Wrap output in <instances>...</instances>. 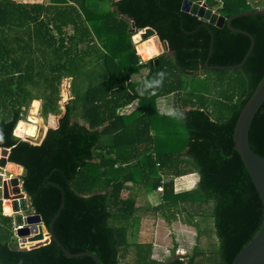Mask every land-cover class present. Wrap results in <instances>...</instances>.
Instances as JSON below:
<instances>
[{
	"label": "trees",
	"instance_id": "16d2710c",
	"mask_svg": "<svg viewBox=\"0 0 264 264\" xmlns=\"http://www.w3.org/2000/svg\"><path fill=\"white\" fill-rule=\"evenodd\" d=\"M205 1L226 17L264 8V0ZM183 3L0 0V147L23 167L30 213L41 215L50 231L62 207L56 237L72 253L96 254L101 264H233L264 223V201L234 142L240 112L264 78V15L232 22L255 40L243 66L208 68L209 56L210 66L241 63L252 41L184 11ZM146 27L175 55L165 51L141 62L133 35ZM66 79L72 98L63 106ZM162 98L172 103L170 114L160 111ZM37 99L47 125L49 116L60 117L41 144L14 134ZM133 103L137 107L125 112ZM165 128L183 133L177 146L160 141ZM249 139L264 156V104ZM193 173L198 180L190 189L177 187ZM152 192L160 204L139 206L138 198ZM208 209L214 238L203 245ZM184 211L198 226L193 250L180 257L172 232V255L154 258L158 219L171 230V220ZM148 220L153 238L132 240ZM0 264L96 262L66 255L54 238L39 247L22 244L14 214L0 200Z\"/></svg>",
	"mask_w": 264,
	"mask_h": 264
},
{
	"label": "water",
	"instance_id": "95a60500",
	"mask_svg": "<svg viewBox=\"0 0 264 264\" xmlns=\"http://www.w3.org/2000/svg\"><path fill=\"white\" fill-rule=\"evenodd\" d=\"M200 5H204L205 7H208L211 11L213 10L216 13L217 19L215 22L200 15L199 12ZM182 8L184 11L198 15L202 19L207 20L209 23L215 24L218 27L222 28L225 26V24H227L232 31L243 33L249 36L252 41L250 49L248 50L244 60L241 63L232 66H210L209 65L210 56H209V58L206 60V66L208 68L236 69L244 65L245 61L248 59L254 48L255 40L252 34H250L247 31L235 28L232 25V22L234 19L242 16L255 15V14L264 15V8H258L255 10L240 12L230 17H226L222 14H219L217 11L210 8L207 5V3L201 0H196V1L184 0ZM138 32H141L140 40L148 39L153 35H157V38L159 39L161 45L163 46V50L159 54H163L165 51H168L172 55H175V52L170 51L168 42L167 41L162 42V40L157 34V31L153 27H146L140 29ZM134 35H133V40L134 43L137 44L138 42H136V40L134 39ZM211 53H212V48L210 50V54ZM156 64H159V59H156ZM263 104H264V78L258 84L254 93L252 94V96L250 97V99L248 100V102L245 104V106L240 112L239 118L236 123L234 142H235V149L240 154L244 164L246 165V168L249 172V175L253 183L255 184L257 190L260 193L261 198L264 201V156L259 155L252 150L249 139L251 124L255 119L257 113L260 111ZM59 119L60 117L58 118V120ZM47 131L48 129L43 130V128H41L39 136L36 140L31 137H26V138L22 137V138L23 140H26L33 144H41L47 134ZM14 134L18 137L22 136V134H18L17 129H15ZM0 151L2 152L0 156V175L10 174L15 176L14 175L15 173L21 175L23 173V167L8 160L10 149L5 147H0ZM8 164H13L14 166H18L19 168L17 169L16 172L7 171L6 168ZM11 179L12 178H9L8 180H4L2 186H0V200L4 201V207L6 206L8 201L10 202L11 200L13 214H14V221H15V225L17 226L18 234L21 237L20 241L22 244H26L31 247H39L41 245H45L49 243L51 241V238H54L66 255L70 257L89 256L95 260L96 264H101L100 259L96 254L88 251L80 252V253H72L68 249H66V247L56 237L54 232V225L61 212L62 207L58 210V212L54 216L49 231L45 226L41 215L36 213H30V205L28 202L27 193L25 192L23 187H20L21 192L17 194H11V190L9 186L10 184H12V180L14 179L15 183L18 184L20 177L13 178L12 180ZM23 201L24 204H22ZM5 211H6V207H5ZM36 226L38 227L37 230H36ZM20 228L26 229L25 233L22 234L19 230ZM45 229L47 230L46 232ZM46 237L47 238L49 237V239L46 240ZM233 264H264V223L260 231L257 233V235L241 250V252L235 258Z\"/></svg>",
	"mask_w": 264,
	"mask_h": 264
},
{
	"label": "rangeland",
	"instance_id": "374dc122",
	"mask_svg": "<svg viewBox=\"0 0 264 264\" xmlns=\"http://www.w3.org/2000/svg\"><path fill=\"white\" fill-rule=\"evenodd\" d=\"M17 1H20V2H50V0H17ZM254 1L260 2V0H254ZM136 46H138V44H136ZM140 56H141L142 60H146L143 58V56L141 54H140ZM156 56H158V54L151 57L150 59H152ZM147 60H149V59H147ZM146 73H147V69L142 70L141 77H143ZM69 84H70V79H66L64 84H63L62 94H63L64 98H63L62 103H66V101L69 99V96L71 95V93L69 91ZM136 107H137V104L133 103L127 109H125V112L132 111L133 108H136ZM159 107H160L159 108L160 111L168 113V114H170L173 110L172 103L170 101L166 100V98H162L159 100ZM30 108H31V106L29 107L27 115L24 118L26 121L28 119V115L30 114ZM58 118H59V116H52V117L49 116V118L47 120L48 128L55 125L56 122H58ZM171 120H172L171 118H167V120L165 122L166 123L169 122V124H170ZM44 121H45V119H44ZM53 121L55 122V124H53ZM45 124H46V121H45ZM165 132H167V136L165 134L163 137H161L162 140H160V141L167 146H172V147L177 146L179 140H182L181 138L183 137V133L180 132L178 129L166 130V128H165ZM20 138L23 139L22 137H20ZM14 175H15L14 178L20 177V174L18 175L17 173H15ZM10 178H12V176H10ZM168 178L169 177H166L165 180H167ZM196 180H198V174L197 173H195L194 175H191V176H187V178L185 179V181L187 183H184L185 185H183V186H187L190 188L195 184ZM13 184H16L15 181ZM18 184L19 185H17V188L20 189L18 191V193H19V192H21L20 187H22L21 186L22 182L20 181V179H19ZM178 190H180V189H178ZM12 191H13V188H12ZM127 194H128V192L125 191L124 195H127ZM159 197L160 196L157 192H152L146 197H139L138 198V205L142 206V205H146L147 203H151L152 205H158L161 202ZM208 211L210 214L206 215V217L204 218L205 225L202 226V224H201L200 227H202V228L205 227L206 230L210 231V230L215 229V226H214V218L211 215V209H208ZM190 219L191 218L187 215V212H185V211L180 212V213L177 212L175 217L171 220V222H172L171 223V228H172L171 230H170V228H168L166 222H163V221L158 219L157 226H156V233H155V237H154V238H156V242L154 244V254H153L154 258H156L158 260H162V261L164 260L165 261L172 255V252L169 248L170 246L167 244V242L171 239L170 234L172 232H173L172 234H173L175 240L177 242H179V246H178V249L176 250V253L180 257L189 254L193 250L194 246L197 243V238H198L197 228H198V226L193 224L190 221ZM197 219H198L197 221L203 220V218H201V219L197 218ZM151 225L152 224L149 223V220H148L145 225L139 227L137 232H136V235L133 236L132 240H134V241L140 240V239L148 240V238L149 239L153 238L152 229H149V227ZM153 225H155V224H153ZM186 225H188L189 227ZM212 235L213 234H211V231L206 235H202L201 243L203 245L208 244L209 243L208 241L210 239L213 240V238H214V236H212ZM17 236L20 237L18 234V231H17ZM48 239H49V237H48ZM216 247H218V244L216 245Z\"/></svg>",
	"mask_w": 264,
	"mask_h": 264
},
{
	"label": "bare ground",
	"instance_id": "6f19581e",
	"mask_svg": "<svg viewBox=\"0 0 264 264\" xmlns=\"http://www.w3.org/2000/svg\"><path fill=\"white\" fill-rule=\"evenodd\" d=\"M199 12L200 15L215 22L217 19L216 13L212 10H210L208 7H205L204 5L199 6ZM137 36V37H136ZM136 37V38H135ZM141 37V32H136L134 35V39L136 42H138V51L139 53L143 56L144 59H150L151 57L159 54L163 50V46L161 45L159 39L157 38V35H153L149 37L148 39L140 40ZM41 113V100H34L31 108H30V114L28 115L27 121L25 119H22L19 121V123L16 126L18 134H22L21 137H31L34 138L35 140L38 138L40 129L43 128V130L48 129V125L44 123L43 118L40 115ZM1 151H0V156H1ZM18 166H14L13 164H8L6 170L7 171H12L16 172ZM12 176V179L14 178L13 175L10 174H2L0 175V186H2L4 180H8ZM11 179V180H12ZM14 180V179H13ZM12 180V184H10V190L11 194H17L18 191L20 190L17 188L18 184H13L14 181ZM13 188V191H12ZM24 204V201L22 202ZM20 206V205H19ZM6 211L7 213H13V208L10 202L6 204ZM36 226V230H37ZM20 232L23 234L25 233L26 229L20 228ZM46 232V229H45ZM48 238L46 237V240Z\"/></svg>",
	"mask_w": 264,
	"mask_h": 264
},
{
	"label": "crops",
	"instance_id": "0c3cea01",
	"mask_svg": "<svg viewBox=\"0 0 264 264\" xmlns=\"http://www.w3.org/2000/svg\"><path fill=\"white\" fill-rule=\"evenodd\" d=\"M201 1H203V0H201ZM215 10V9H214ZM216 11V10H215ZM42 103V102H41ZM135 108H133V110H134ZM132 110V111H133ZM59 121V120H58ZM58 126V122H56V124L54 125V126H51V127H57ZM195 173H193V174H191V175H194ZM191 175H186V176H184V177H181V178H185V177H187V176H191ZM180 179V178H179ZM14 181V180H13ZM179 181V180H178ZM177 181V187H178V185H185L184 183H187L186 181H184V180H180L179 182ZM197 181V180H196ZM22 186V185H21ZM181 190H187V189H190L189 187H187V186H181Z\"/></svg>",
	"mask_w": 264,
	"mask_h": 264
},
{
	"label": "built area",
	"instance_id": "2783aa9c",
	"mask_svg": "<svg viewBox=\"0 0 264 264\" xmlns=\"http://www.w3.org/2000/svg\"><path fill=\"white\" fill-rule=\"evenodd\" d=\"M220 1V4H223V1L222 0H219ZM249 1H251V0H249ZM203 2H205L206 3V1L205 0H203ZM257 8H260V7H257ZM146 60H142L141 59V62H145ZM72 97H71V95L69 96V99L66 101V102H68L70 99H71ZM63 102V101H62ZM65 103H62V105H64ZM158 191H163V187H159L158 188ZM19 238H21V237H19ZM21 242V241H20Z\"/></svg>",
	"mask_w": 264,
	"mask_h": 264
}]
</instances>
